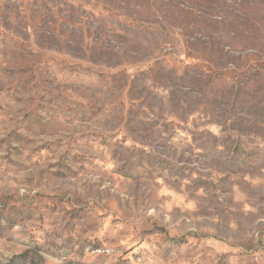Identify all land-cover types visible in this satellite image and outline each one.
Returning a JSON list of instances; mask_svg holds the SVG:
<instances>
[{
    "label": "rangeland",
    "instance_id": "1",
    "mask_svg": "<svg viewBox=\"0 0 264 264\" xmlns=\"http://www.w3.org/2000/svg\"><path fill=\"white\" fill-rule=\"evenodd\" d=\"M0 264H264V0H0Z\"/></svg>",
    "mask_w": 264,
    "mask_h": 264
}]
</instances>
